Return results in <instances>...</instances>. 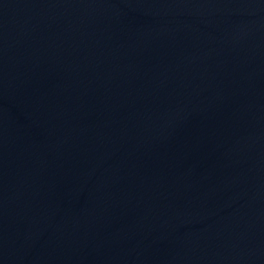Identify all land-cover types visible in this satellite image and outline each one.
<instances>
[{"label": "water", "instance_id": "95a60500", "mask_svg": "<svg viewBox=\"0 0 264 264\" xmlns=\"http://www.w3.org/2000/svg\"><path fill=\"white\" fill-rule=\"evenodd\" d=\"M0 264H264V0H0Z\"/></svg>", "mask_w": 264, "mask_h": 264}]
</instances>
